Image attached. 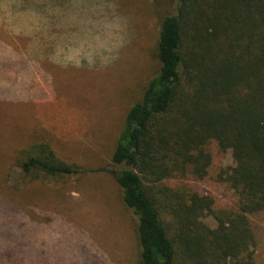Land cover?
<instances>
[{
    "label": "rangeland",
    "instance_id": "1",
    "mask_svg": "<svg viewBox=\"0 0 264 264\" xmlns=\"http://www.w3.org/2000/svg\"><path fill=\"white\" fill-rule=\"evenodd\" d=\"M13 1L0 0V264H136V218L103 168L127 109L157 71L159 24L176 0H52L28 39L10 34L30 29ZM39 142L93 171L23 183L17 159ZM210 152L204 178L170 184L210 195L215 208L231 206L233 192L218 180L231 154L215 144ZM259 217L252 220L264 264Z\"/></svg>",
    "mask_w": 264,
    "mask_h": 264
},
{
    "label": "trees",
    "instance_id": "2",
    "mask_svg": "<svg viewBox=\"0 0 264 264\" xmlns=\"http://www.w3.org/2000/svg\"><path fill=\"white\" fill-rule=\"evenodd\" d=\"M49 1L15 3L51 9ZM157 36V71L127 109L103 168L136 218V264H259L252 219L264 216V0H176ZM210 144L231 154L218 172L231 206L170 184L204 178ZM28 151L17 159L23 183L93 171L44 142Z\"/></svg>",
    "mask_w": 264,
    "mask_h": 264
},
{
    "label": "crops",
    "instance_id": "3",
    "mask_svg": "<svg viewBox=\"0 0 264 264\" xmlns=\"http://www.w3.org/2000/svg\"><path fill=\"white\" fill-rule=\"evenodd\" d=\"M16 1V0H15ZM15 1L12 2V5L14 8H16L17 12H16V17L18 18L17 21H28L29 25L28 27L30 28L29 30H23L22 28L16 29L13 31V29H11L10 34L14 35V36H21V35H26V39H28V35L27 33L31 32V28L37 24V20L40 19L41 17H43L45 19H48V16L44 14V12H52L51 10L53 9H47L46 7H43L42 9L38 6L29 4V3H23V4H18L15 3ZM25 13L29 14L28 17L25 16ZM10 24H12V22H10ZM13 27V24H12ZM11 27V28H12ZM21 60H24V57L21 55V58H19Z\"/></svg>",
    "mask_w": 264,
    "mask_h": 264
}]
</instances>
